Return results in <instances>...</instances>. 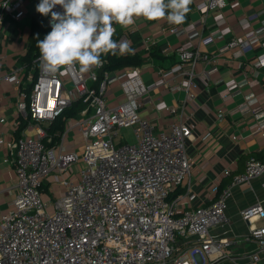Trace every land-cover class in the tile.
Returning <instances> with one entry per match:
<instances>
[{
  "label": "built area",
  "instance_id": "1",
  "mask_svg": "<svg viewBox=\"0 0 264 264\" xmlns=\"http://www.w3.org/2000/svg\"><path fill=\"white\" fill-rule=\"evenodd\" d=\"M225 3L193 0L200 12L195 26L168 28L171 33L185 34L193 46L180 50L177 62L159 71V81L146 83L138 66L104 71L99 79L107 55L101 56V67L87 73L80 72L77 65L47 74L40 67L39 53L31 65L36 76L33 81L30 74L27 77L32 82L29 92L22 85L20 68L0 71V83H14L18 88L14 128L22 119L27 121L17 136L9 140L0 136V144L8 149L4 160L12 167L15 179L14 196L6 208H0V264H211L208 257L212 253L225 255L223 248L229 241L214 235L212 229L229 224L226 205L232 189H249L250 181L264 174V161L251 155L241 172L224 168L222 174L230 176L228 185L219 188L214 183L205 205H194L196 193L189 184L175 193L192 168L187 142L195 125L193 113L186 115L183 109L196 103L197 66L210 65L202 70L208 74L216 70L218 62L199 45L222 40L224 21L217 20L206 34L202 29L209 14ZM23 4L24 0H0V25L6 16L23 17ZM53 11L62 13L63 9L56 6ZM258 15L252 9L232 23V35L221 48L240 57L253 40L264 35V18H259V27L242 28V20L250 22ZM50 19L51 15L45 17L49 28ZM113 39L127 41L125 35ZM149 43L150 38H144L143 48L149 49ZM167 49L162 47L161 51L166 53ZM251 64L257 68L262 62L253 59ZM114 82L121 99L110 104L106 93ZM250 83L251 78L244 73L243 79L227 85L219 95L226 104L231 93ZM159 84L163 86L160 93L181 92L183 97L179 104L164 106V111L178 117L157 131L155 123L139 110ZM77 99L83 102L79 116L69 120L62 131L48 133L45 125ZM253 101L259 100L247 94L237 108L241 113L250 111ZM223 115L224 109L218 108L217 117ZM121 127L132 129L135 142L121 139L115 144ZM261 128L256 123L255 130ZM71 131L79 137L77 145L68 138ZM52 184H58L60 191L49 201L43 187L52 190ZM239 212L257 239L258 250L247 255L250 264H257L258 253L264 250V225L256 227L253 221L264 216V206L255 201ZM178 237L190 240L189 245L180 249Z\"/></svg>",
  "mask_w": 264,
  "mask_h": 264
},
{
  "label": "crops",
  "instance_id": "2",
  "mask_svg": "<svg viewBox=\"0 0 264 264\" xmlns=\"http://www.w3.org/2000/svg\"><path fill=\"white\" fill-rule=\"evenodd\" d=\"M225 1L223 8L209 14L202 29L203 34H206L217 20L222 19L224 21L222 24L223 39L215 43L199 45L202 52L215 55L218 58L216 70L203 74V68L207 70L210 65L198 64L196 103H191L183 109V113L186 115L190 114L189 112L193 113L195 125L192 136L187 142V153L192 159V168L187 181L180 185L175 193L184 191L189 184L196 193L194 205L209 203L210 190L214 183L217 182L219 188L228 185L230 176L222 174L224 168L229 167L231 173L241 172L244 169L245 160L251 155L264 161V35L253 40L251 47L237 58L230 50L221 48L232 35L230 25L241 20L247 11L252 9L258 11V19L250 22L242 20V28L249 30L260 26L259 18H264V0ZM38 3L40 0H24V16L18 20L6 16L0 25V71L20 68L19 75L27 92L30 91L32 85V82L27 80L28 75H31L32 81L36 76V69L31 68L35 57L30 63L23 60L29 47L32 18L37 16L44 22L48 29L47 33L51 31V28L46 25V16H42L36 11ZM189 7L190 12L181 25H170L166 20L147 21L143 18H137L135 23L129 27L114 25L116 33L113 38L125 35L135 50L134 53L141 56V64L136 66L140 67L141 75L146 83L159 81V71L176 63L180 50L190 49L193 46L185 34L177 35L168 31L169 27L174 26L186 28L195 26L200 12L194 8L193 0ZM146 37L150 38L149 49H144L142 45V41ZM162 47L168 48L166 53L161 51ZM253 59H259L262 65L257 68L253 67L251 64ZM130 67L132 66L119 68L116 71ZM244 73L251 78V83L243 84L237 91L231 93L225 104L219 91L232 82L243 79ZM162 88L163 86L159 84L156 89L152 90L149 93L150 101L145 102L139 110L140 115L155 123L157 131L167 128L178 117L164 111V106L175 102L179 104L183 97L181 92L162 94L160 93ZM17 90L14 83H0V118H3V121H0V136L4 140L17 136L25 128L24 126L17 133L18 128L15 129L13 125L18 120L16 115ZM250 93L253 94V99L256 96L259 101L251 102L250 111L241 113L237 106L243 103L245 95ZM106 94L109 103H115L121 99V92L117 84L109 85ZM220 107L224 109V115L218 118L217 110ZM79 110L75 116L66 119L64 127L69 120L79 116ZM256 123L257 125L261 124L262 128L255 130ZM47 126L45 125V127ZM26 132L32 133L33 131ZM232 135L235 138H232ZM68 138L76 145L79 143V137L72 131L69 132ZM7 154L6 145L0 144V189H3L0 192V198L3 200L0 203L1 209L6 208V203L15 194L12 167L4 160ZM47 183L48 180H45L44 185L47 186ZM59 191L58 184H52V190L43 187L44 197L49 201L58 197ZM255 201L261 202L264 206V174L252 179L250 188L246 191H242L239 187L232 189L226 205V213L230 217V222L224 227L212 229L214 235L219 238H227L229 243L223 248L224 256L212 253L208 257L211 264H250L247 255L258 250V243L257 239L250 234L249 225L241 218L239 211ZM253 225L256 227L264 225V216L253 221ZM189 241L178 237L176 244L180 249H184L189 245ZM258 254L257 264H264V250L259 251Z\"/></svg>",
  "mask_w": 264,
  "mask_h": 264
},
{
  "label": "clouds",
  "instance_id": "3",
  "mask_svg": "<svg viewBox=\"0 0 264 264\" xmlns=\"http://www.w3.org/2000/svg\"><path fill=\"white\" fill-rule=\"evenodd\" d=\"M192 0H40L36 11L51 15V31L37 39L40 67L56 74L79 66L80 72L101 67L102 55H130L135 50L126 40L113 39L115 24L129 27L137 18L166 20L181 25ZM60 6L63 12L53 11Z\"/></svg>",
  "mask_w": 264,
  "mask_h": 264
},
{
  "label": "trees",
  "instance_id": "4",
  "mask_svg": "<svg viewBox=\"0 0 264 264\" xmlns=\"http://www.w3.org/2000/svg\"><path fill=\"white\" fill-rule=\"evenodd\" d=\"M47 32L48 29L45 27L44 22L39 20L37 16L33 17L30 24L29 47L25 56L23 57V60L25 62L30 63L32 59L38 55L39 49L36 46L37 39L42 40L44 36L47 34ZM139 64H141V56L137 53L130 55H123V56L119 54H117L116 56L108 54L106 61L99 72V79H101L102 73L104 71L124 68L126 66H136ZM82 107H83V102L81 99H77L73 101L70 106L65 108L58 116H56L48 124L47 127H45L46 131L50 134H55L57 133V131L58 132L61 131L64 127V123L66 119L75 116L77 111ZM26 122H27L26 120H21V124L17 129V133H19V130L23 129V127L26 125Z\"/></svg>",
  "mask_w": 264,
  "mask_h": 264
},
{
  "label": "rangeland",
  "instance_id": "5",
  "mask_svg": "<svg viewBox=\"0 0 264 264\" xmlns=\"http://www.w3.org/2000/svg\"><path fill=\"white\" fill-rule=\"evenodd\" d=\"M113 84H117V82H114ZM113 103L111 102L110 104H113ZM121 139L122 141L135 142L132 129L130 127H121L118 130V137L114 139L115 144L117 143L118 140H121ZM73 167L75 170L79 169L78 164H75Z\"/></svg>",
  "mask_w": 264,
  "mask_h": 264
}]
</instances>
